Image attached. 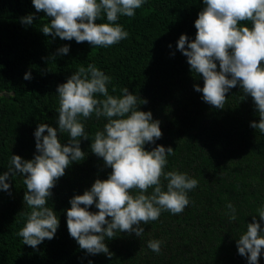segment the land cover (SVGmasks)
<instances>
[{
  "label": "trees",
  "instance_id": "1",
  "mask_svg": "<svg viewBox=\"0 0 264 264\" xmlns=\"http://www.w3.org/2000/svg\"><path fill=\"white\" fill-rule=\"evenodd\" d=\"M203 8V0H146L134 17L117 21L128 39L93 48L88 42L46 37L41 30L51 18L37 12L32 0H0V175L8 171L12 155L34 159L38 125L58 130V86L80 67L94 64L112 78L109 94L120 96L127 87L148 101L139 110L151 111L153 120L160 121L162 138L145 150L173 148L165 172L187 173L199 182L188 192L191 203L182 214L162 212L157 221L141 225L142 237L117 232L115 238H105L111 258L89 255L69 234L67 210L74 196L90 190L97 179H108L112 170L91 152V138L106 119L97 120L94 114L81 118L90 139L81 140L84 160L73 162L52 189L47 206L60 221L52 240L33 249L17 235L31 211L24 203L27 189L21 174L9 177L11 194L0 191V264H249L237 241L253 216L264 235V220L257 215L264 207V134L250 126L260 118L251 97L241 100L239 86L229 91L223 110L195 91V85L203 88V77L191 71L177 42L181 35L195 40V21ZM29 15L35 17L32 25L22 24L21 18ZM107 22L106 17L97 21ZM63 46L70 48L67 55L58 53ZM29 72L32 78L25 80ZM58 138L63 145L70 139L59 132ZM162 183L166 190L167 181ZM228 203L236 209L235 221L226 215ZM89 211L98 209L93 205ZM153 239L163 242L159 254L147 247ZM258 264H264V250Z\"/></svg>",
  "mask_w": 264,
  "mask_h": 264
},
{
  "label": "clouds",
  "instance_id": "2",
  "mask_svg": "<svg viewBox=\"0 0 264 264\" xmlns=\"http://www.w3.org/2000/svg\"><path fill=\"white\" fill-rule=\"evenodd\" d=\"M32 3L37 12L51 18L41 30L46 37L108 48L129 37L118 19L134 17L146 0H32ZM203 4L195 21V40L189 42L187 35H181L177 42L191 71L203 77V88L195 85V91L203 93L204 102L223 110L227 94L239 86L243 93L241 100L251 97L260 118L259 123L252 122L250 126L264 134V0H203ZM104 17L107 23H97ZM34 19L29 15L21 18V23L32 25ZM246 23L251 26H245ZM69 51V46L58 49L60 55ZM51 59L55 60V56ZM31 78V72L24 77ZM111 79L94 64H88L59 85L58 130L39 124L34 133L38 154L28 161L12 155L8 171L0 175V191L9 194V177L17 174L24 177L27 189L24 203L31 210L26 224L17 233L24 245L36 249L46 239L55 237L60 221L47 206L48 200L66 169L73 162L84 160L81 140L90 138L81 118L87 120L93 114L97 120L103 117L107 122L91 138V152L112 171L108 179H97L90 190L70 200L67 228L81 250L111 258L105 238L113 239L117 232L142 237L145 232L142 224L157 221L162 212L182 214L191 203L188 192L198 186V180L179 171L165 172L167 157L174 155L175 150L162 145L145 150V145L155 144L163 135L160 121L153 120L152 112L139 110L148 101L130 93L127 87L121 89L120 96L109 94ZM116 90L114 86L112 91ZM58 132L68 134L67 145L60 142ZM162 179L167 181L166 190ZM132 190L137 194L133 195ZM93 205L98 212L89 211ZM226 208V215L235 221L234 205L228 203ZM257 215L264 220V207L257 209ZM162 243L149 240L147 247L159 254ZM237 248L249 264H258L264 250V235L256 216L240 235Z\"/></svg>",
  "mask_w": 264,
  "mask_h": 264
}]
</instances>
